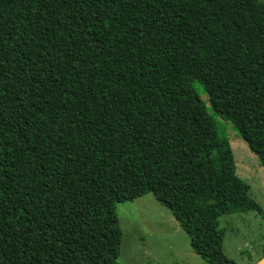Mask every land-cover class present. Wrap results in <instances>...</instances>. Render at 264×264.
Wrapping results in <instances>:
<instances>
[{
    "label": "trees",
    "instance_id": "obj_1",
    "mask_svg": "<svg viewBox=\"0 0 264 264\" xmlns=\"http://www.w3.org/2000/svg\"><path fill=\"white\" fill-rule=\"evenodd\" d=\"M215 117L264 166V0H0V264H119L148 194L237 264L219 218L264 211Z\"/></svg>",
    "mask_w": 264,
    "mask_h": 264
},
{
    "label": "rangeland",
    "instance_id": "obj_2",
    "mask_svg": "<svg viewBox=\"0 0 264 264\" xmlns=\"http://www.w3.org/2000/svg\"><path fill=\"white\" fill-rule=\"evenodd\" d=\"M202 100L203 89L196 86ZM230 139L237 175L249 187V197L264 211V166L232 125L215 117ZM123 241L119 264H209L191 248L187 233L171 210L153 194L118 203ZM224 254L237 264H256L264 258V218L257 211H241L219 218Z\"/></svg>",
    "mask_w": 264,
    "mask_h": 264
},
{
    "label": "water",
    "instance_id": "obj_3",
    "mask_svg": "<svg viewBox=\"0 0 264 264\" xmlns=\"http://www.w3.org/2000/svg\"><path fill=\"white\" fill-rule=\"evenodd\" d=\"M256 264H264V258L260 262H258Z\"/></svg>",
    "mask_w": 264,
    "mask_h": 264
}]
</instances>
